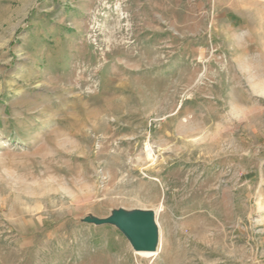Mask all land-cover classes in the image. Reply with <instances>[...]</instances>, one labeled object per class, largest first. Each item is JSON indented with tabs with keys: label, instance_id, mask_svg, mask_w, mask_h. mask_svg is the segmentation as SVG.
Returning a JSON list of instances; mask_svg holds the SVG:
<instances>
[{
	"label": "rangeland",
	"instance_id": "obj_1",
	"mask_svg": "<svg viewBox=\"0 0 264 264\" xmlns=\"http://www.w3.org/2000/svg\"><path fill=\"white\" fill-rule=\"evenodd\" d=\"M0 264H264V0H0Z\"/></svg>",
	"mask_w": 264,
	"mask_h": 264
},
{
	"label": "water",
	"instance_id": "obj_2",
	"mask_svg": "<svg viewBox=\"0 0 264 264\" xmlns=\"http://www.w3.org/2000/svg\"><path fill=\"white\" fill-rule=\"evenodd\" d=\"M104 223L117 225L129 238L136 252H154L157 249L159 233L153 213H119Z\"/></svg>",
	"mask_w": 264,
	"mask_h": 264
},
{
	"label": "bare ground",
	"instance_id": "obj_3",
	"mask_svg": "<svg viewBox=\"0 0 264 264\" xmlns=\"http://www.w3.org/2000/svg\"><path fill=\"white\" fill-rule=\"evenodd\" d=\"M155 222H156L157 227H158V223H157L156 218H155ZM158 233H159V241H158L157 249L154 252H136L140 257H143V258H146V259H153V258H155L159 254V251H160V248L159 247H160V241H161L159 228H158Z\"/></svg>",
	"mask_w": 264,
	"mask_h": 264
}]
</instances>
